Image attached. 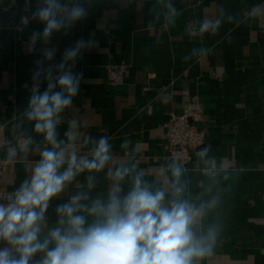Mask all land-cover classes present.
<instances>
[{
	"label": "crops",
	"instance_id": "crops-1",
	"mask_svg": "<svg viewBox=\"0 0 264 264\" xmlns=\"http://www.w3.org/2000/svg\"><path fill=\"white\" fill-rule=\"evenodd\" d=\"M76 2L86 9L83 19L47 43L39 38L32 45V34L44 28L32 18L42 0H0V158L11 160L0 173V188L8 193L7 202L31 178L40 153L51 147L24 116L33 74L54 68L78 40H91L73 67L82 73L80 90L60 114L57 138L67 154L91 158L95 142L107 137L112 159L99 172L78 173L50 201L40 238L57 226L56 208L73 195L86 193L85 204L106 201L113 190L126 195L136 173L153 190H165L170 200L172 163L165 158L164 124L198 95L206 114L205 141L181 166V181L184 198L192 202L218 197L194 227H219L212 252L198 264H264V0ZM22 17H27L24 24ZM217 20L215 32L200 31L205 21ZM48 49H55L50 61L44 56ZM123 61L124 83H109L107 65ZM46 87L42 82L40 90ZM21 136L32 138L27 151L16 146ZM212 162L214 173L201 171ZM121 166L132 167L133 173L118 180L114 172ZM40 258L37 254L33 264Z\"/></svg>",
	"mask_w": 264,
	"mask_h": 264
},
{
	"label": "clouds",
	"instance_id": "clouds-1",
	"mask_svg": "<svg viewBox=\"0 0 264 264\" xmlns=\"http://www.w3.org/2000/svg\"><path fill=\"white\" fill-rule=\"evenodd\" d=\"M167 7L170 16L177 14L170 3ZM86 15V9L76 0H42L32 18L43 23L44 28L42 33L32 34L31 44L39 38L47 43L54 33L69 29ZM26 22L27 17H22L21 23ZM219 26V20L205 21L200 31L215 32ZM91 43L78 40L65 49L61 62L54 68L33 74L24 116L35 122L34 131L43 134L51 147L40 153L31 178L9 197L10 202L0 203V242L5 245L0 247V264H33L37 254L41 258L35 264H198L212 252L219 227L210 225L205 230L194 225L198 217L207 215L217 205L218 197L199 203L184 198L182 168L175 162L169 166L173 179L168 193L171 199L167 202L165 190H153L136 173L126 195L113 190L106 201L94 199L90 204L81 203L89 199L86 193L73 195L69 202L56 208L57 226L40 238L50 201L78 173L99 172L112 159L107 137L95 142L91 158L78 157L75 151L67 154L63 141L57 138L60 114L80 90L82 73L74 72L73 67L82 50ZM54 55L55 49L44 52L49 61ZM45 81L47 87L41 91V83ZM71 123L78 126L76 121ZM66 135L72 138V133ZM31 143L32 138L28 137L25 151ZM206 153L204 148L199 155L204 157ZM14 155V150L9 149L10 158ZM65 164L67 167L61 171ZM132 173V167L121 166L114 176L123 180Z\"/></svg>",
	"mask_w": 264,
	"mask_h": 264
},
{
	"label": "built area",
	"instance_id": "built-area-1",
	"mask_svg": "<svg viewBox=\"0 0 264 264\" xmlns=\"http://www.w3.org/2000/svg\"><path fill=\"white\" fill-rule=\"evenodd\" d=\"M28 4V0H26ZM127 63H110L107 65L108 80L113 85L122 84L126 79ZM206 120L204 105L198 95L188 100L182 113H171L170 118L165 122V158L171 163L185 167L195 152L205 141V134L202 124ZM26 138L21 136L16 141L17 147H24ZM1 142V139H0ZM138 161V159H135ZM11 165V160L0 158V173H3ZM216 164L211 163L208 167H202L204 173H214ZM8 193L0 188V203L7 204Z\"/></svg>",
	"mask_w": 264,
	"mask_h": 264
}]
</instances>
